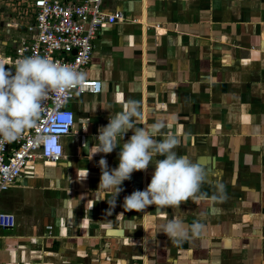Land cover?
<instances>
[{
    "label": "crops",
    "instance_id": "crops-1",
    "mask_svg": "<svg viewBox=\"0 0 264 264\" xmlns=\"http://www.w3.org/2000/svg\"><path fill=\"white\" fill-rule=\"evenodd\" d=\"M102 9L123 20L92 41L83 72L99 92L69 102L62 156L27 162L0 193V211L13 216L0 229V264H264V0H103ZM16 31L0 41L8 51ZM129 100L143 121L165 124L158 139L179 136L177 154L205 169L206 199L125 210L124 197L149 183L150 164L123 182L108 211L98 161L115 168L119 145L89 159L85 144ZM169 220L204 227L176 244L163 232Z\"/></svg>",
    "mask_w": 264,
    "mask_h": 264
},
{
    "label": "clouds",
    "instance_id": "clouds-1",
    "mask_svg": "<svg viewBox=\"0 0 264 264\" xmlns=\"http://www.w3.org/2000/svg\"><path fill=\"white\" fill-rule=\"evenodd\" d=\"M5 66L0 62V148L22 138L25 129L36 125L50 92L65 97L73 89L82 87L86 80V73L38 55L17 60L14 71ZM59 121L62 127H69L71 114L60 116ZM164 127L161 121H143L139 103L129 100L124 110L109 117L108 123L99 128L97 143L91 147L85 144L88 152L91 148L89 159L96 154L112 153L119 145V163L115 168H109L103 156L98 161L100 179L96 190L111 196V200H107L109 212L116 206L123 182L130 179L133 172L144 171L150 164L154 165V171L149 183L143 190H134L124 197L125 210L143 212L153 205L179 207L190 199L207 198V193L201 191L208 181L207 172L187 156L177 154L175 149L181 144L179 136L169 134L158 139ZM129 131L132 134L125 139ZM87 177L85 168L77 179L83 182ZM216 190L219 193L222 186L217 185ZM203 227L199 222L188 226L180 220H169L163 232L180 244L188 239L189 232L199 235Z\"/></svg>",
    "mask_w": 264,
    "mask_h": 264
},
{
    "label": "built area",
    "instance_id": "built-area-1",
    "mask_svg": "<svg viewBox=\"0 0 264 264\" xmlns=\"http://www.w3.org/2000/svg\"><path fill=\"white\" fill-rule=\"evenodd\" d=\"M4 1V0H1ZM13 6L6 14L23 22H6V28L20 30L9 55L0 62L14 67L25 56H41L59 61L83 72L88 64L92 41L98 31L108 24L123 20L120 10L106 12L103 0H8ZM4 5H7L4 2ZM7 32V30H6ZM99 81L88 79L83 86L61 97L50 92L36 125L25 129L22 138L0 148V193L20 177L25 164L36 158L57 161L62 156L61 138L73 126V112L69 102L81 93H98ZM71 114L72 123L64 128L59 117ZM79 146L84 144V133L78 134ZM13 216L0 211V229L11 228ZM49 228V227H47Z\"/></svg>",
    "mask_w": 264,
    "mask_h": 264
},
{
    "label": "rangeland",
    "instance_id": "rangeland-1",
    "mask_svg": "<svg viewBox=\"0 0 264 264\" xmlns=\"http://www.w3.org/2000/svg\"><path fill=\"white\" fill-rule=\"evenodd\" d=\"M4 2L7 4V5H4ZM13 6L10 4V2H8V0H4V1H1L0 0V41L4 40V36H12V35H15L16 36V33L17 31L13 29H10V28H6V25L4 23L6 22H13V21H19V22H23L22 19H19V18H16L13 16H11V18H14V19H9L7 17V13H8V10L10 8H12ZM7 30V32H6ZM10 44V43H9ZM11 46V44L9 45ZM8 48H3L1 45H0V57L4 56V55H9L11 56L12 54H10L8 51ZM6 68L8 67L7 65L5 66ZM9 69L14 71V67L12 66H9Z\"/></svg>",
    "mask_w": 264,
    "mask_h": 264
}]
</instances>
